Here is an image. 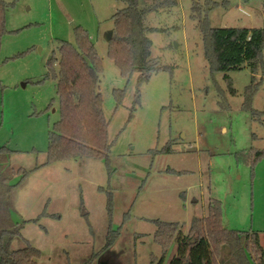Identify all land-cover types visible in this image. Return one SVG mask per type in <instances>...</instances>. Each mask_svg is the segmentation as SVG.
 I'll use <instances>...</instances> for the list:
<instances>
[{
    "label": "rangeland",
    "instance_id": "obj_1",
    "mask_svg": "<svg viewBox=\"0 0 264 264\" xmlns=\"http://www.w3.org/2000/svg\"><path fill=\"white\" fill-rule=\"evenodd\" d=\"M177 1L146 17L151 58L165 69L139 84V74L123 77L109 56L105 35L125 7L118 0H2L0 150L10 151L13 169L27 172L12 182V220L40 251L37 264H84L102 253L110 226L118 236L91 264H158L155 222L181 224L186 234L194 218L208 215L211 200L222 202L226 229L259 234L264 248V156L239 159L264 151V47L255 85L247 66L214 72L192 11L195 2L216 4L211 27L264 29L262 1ZM76 29L89 35L103 63L109 165L92 158L47 164L49 135L61 119L48 63L60 41L77 46ZM115 91H123L120 103ZM23 246L17 240L12 248ZM175 255L172 246L164 264Z\"/></svg>",
    "mask_w": 264,
    "mask_h": 264
},
{
    "label": "trees",
    "instance_id": "obj_2",
    "mask_svg": "<svg viewBox=\"0 0 264 264\" xmlns=\"http://www.w3.org/2000/svg\"><path fill=\"white\" fill-rule=\"evenodd\" d=\"M124 8L114 18L115 28L109 42V56L125 78L139 74L138 82L149 81L153 74L165 68L153 62L152 43L147 37L148 14L170 11L177 7V0H154L140 8V0H118ZM262 1L264 12V0ZM216 4L202 6L195 2L192 7L193 19L198 20V29L203 36L204 55L214 72L227 74L247 66L252 73V85L262 69L261 55L264 47V29L213 28L208 13ZM204 8V9H203ZM6 5L0 0V48L5 33ZM77 46L60 41L59 56H53L48 63L49 74L56 81V93L60 101L61 119L49 135L47 164L66 160L92 158L106 160L109 165L111 144L109 143V122L105 118L100 82L103 63L89 35L76 29ZM230 82V77L225 76ZM231 85V84H230ZM255 86L248 90V101L254 94ZM234 94L235 91L231 89ZM117 101L123 98V91L114 92ZM259 118L260 113H254ZM165 152H170L166 147ZM10 152V151H9ZM7 150H0V264H37L41 258L38 249L22 239L21 227L12 220L16 185L12 184L17 175L21 183L26 179L24 169H13L8 162ZM264 151L243 153L241 160L261 158ZM19 182V184H20ZM109 215L113 214V198L108 204ZM112 223V221H110ZM125 222V221H124ZM155 243L161 248L162 257L158 264H164L172 246L176 255L170 264H264V248L259 234L228 230L224 226L222 202L211 200L208 215L194 218L188 232L178 223L157 221ZM118 231L111 226L107 244L102 253L91 257L84 264H91L100 255L106 254L115 242ZM22 239V240H21ZM20 240L24 246L14 250L12 245Z\"/></svg>",
    "mask_w": 264,
    "mask_h": 264
},
{
    "label": "water",
    "instance_id": "obj_3",
    "mask_svg": "<svg viewBox=\"0 0 264 264\" xmlns=\"http://www.w3.org/2000/svg\"><path fill=\"white\" fill-rule=\"evenodd\" d=\"M113 37V31H109L106 35H105V38L107 40V42L109 43L111 41ZM185 264H189V263H185Z\"/></svg>",
    "mask_w": 264,
    "mask_h": 264
}]
</instances>
